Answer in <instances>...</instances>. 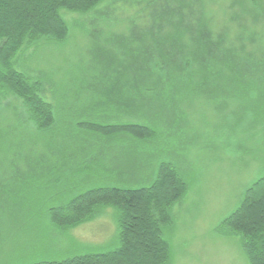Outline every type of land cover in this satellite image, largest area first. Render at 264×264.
I'll list each match as a JSON object with an SVG mask.
<instances>
[{"label": "rangeland", "instance_id": "rangeland-1", "mask_svg": "<svg viewBox=\"0 0 264 264\" xmlns=\"http://www.w3.org/2000/svg\"><path fill=\"white\" fill-rule=\"evenodd\" d=\"M150 1L62 9L66 39L43 38L14 58L17 70L39 82L56 124L37 130L15 96L0 104V264L116 249L117 209L103 207L69 229L56 227L48 209L83 189L149 186L163 161L189 187L163 230L168 264H251L241 238L216 228L264 175V68L259 77L232 73L218 65L217 51L207 52L226 24L255 23L264 32V0H185L187 24L173 23L165 11L155 16ZM208 30L211 38L202 35ZM186 57L194 60V79L175 92L176 102L150 114L159 131L152 140L109 141L74 129L92 119L130 121L146 73L156 64L161 74L174 75Z\"/></svg>", "mask_w": 264, "mask_h": 264}, {"label": "trees", "instance_id": "trees-1", "mask_svg": "<svg viewBox=\"0 0 264 264\" xmlns=\"http://www.w3.org/2000/svg\"><path fill=\"white\" fill-rule=\"evenodd\" d=\"M107 0H0V104L9 96L22 101L27 120L39 131L56 124L51 103L40 95L39 82L14 67V58L43 38L65 40L68 25L60 14L62 9L89 12ZM149 8L168 12L173 23L191 22L185 0H151ZM193 12V11H192ZM194 15V13H193ZM211 38L212 30L202 33ZM264 32L255 23L226 24L217 33V41L208 53L217 51L218 65L228 71L260 76L264 68ZM218 56V55H217ZM194 60L179 64L174 75L161 74L156 64L144 76L138 89L140 102L131 108L130 121L85 120L74 125L84 136L114 141H150L158 135L155 118L158 104L176 102L175 92L189 87ZM260 67L262 68L260 70ZM222 70V69H221ZM173 80V81H167ZM134 98L133 88L130 91ZM142 112H141V110ZM145 114V115H144ZM188 184L169 162L158 165L149 186L121 188L103 186L83 189L65 204L48 209L50 221L60 229H69L96 218L103 207L118 210L119 246L109 252L76 255L65 259L37 258L24 264H168L169 243L163 237L166 225L173 223L172 209L188 193ZM218 233L239 236L251 264H264V175L244 193L241 204L217 226Z\"/></svg>", "mask_w": 264, "mask_h": 264}]
</instances>
